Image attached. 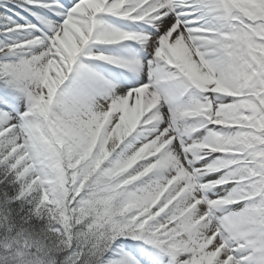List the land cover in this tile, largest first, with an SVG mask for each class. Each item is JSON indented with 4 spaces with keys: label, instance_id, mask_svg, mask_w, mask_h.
<instances>
[{
    "label": "snow or ice",
    "instance_id": "6c2138e0",
    "mask_svg": "<svg viewBox=\"0 0 264 264\" xmlns=\"http://www.w3.org/2000/svg\"><path fill=\"white\" fill-rule=\"evenodd\" d=\"M0 264H264V0H0Z\"/></svg>",
    "mask_w": 264,
    "mask_h": 264
}]
</instances>
